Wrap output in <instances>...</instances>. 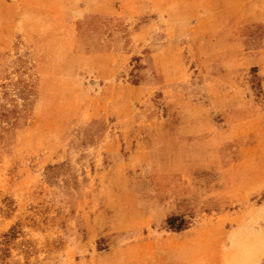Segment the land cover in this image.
<instances>
[{
  "label": "rangeland",
  "instance_id": "1",
  "mask_svg": "<svg viewBox=\"0 0 264 264\" xmlns=\"http://www.w3.org/2000/svg\"><path fill=\"white\" fill-rule=\"evenodd\" d=\"M0 264H264V0H0Z\"/></svg>",
  "mask_w": 264,
  "mask_h": 264
}]
</instances>
